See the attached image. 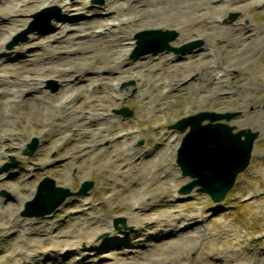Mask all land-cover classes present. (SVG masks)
<instances>
[{"label": "bare ground", "instance_id": "bare-ground-1", "mask_svg": "<svg viewBox=\"0 0 264 264\" xmlns=\"http://www.w3.org/2000/svg\"><path fill=\"white\" fill-rule=\"evenodd\" d=\"M51 5L62 10L60 17L50 23ZM38 7L48 28L29 37L28 43L4 50V42L30 20L21 15ZM231 7L239 12L264 9V0H104L100 16L96 15V7L80 1L0 0V163L11 155L26 161L20 154L25 148V143L19 144L21 138L38 137L45 143L41 152L47 148L58 151L78 141L79 145L67 151L59 168L71 169L78 164L82 168L78 170L89 176L104 173L107 179H113L115 187L119 183L116 179H128L125 185L119 183L118 190L112 191L109 184L102 186L106 192L102 201L108 213L95 214L91 197L77 198L72 203L76 215L66 216L61 222L58 217L49 221L53 214L17 218L22 205L36 193L35 185L22 187L18 180L35 175V168L22 167L15 186L3 181L1 175L0 188L11 190L12 197L7 202L0 199V264H77V258L79 264H192L191 254L208 235L201 216L205 207L198 208L199 214L175 213L172 199L164 202L169 198L164 193L169 171L162 177L158 175L166 159L173 161L179 136L162 131V141L154 152L136 148L133 141L140 130L118 134L114 129L118 120L108 112L119 105L117 87L121 78L135 79L137 73L149 79L148 83L136 79L139 99L148 113H155L167 103L169 93L179 88L187 90L194 102L211 99L221 106L235 96L228 91L223 94L229 97L221 96V91L225 84L231 86L229 72L236 66L241 82L237 84V102L241 89L253 94L264 88V61L258 65L254 60L255 55L264 56V24L220 25L221 16ZM92 26H98L93 35L89 33ZM135 26L156 33L157 44L169 31L165 28L171 26L179 31L173 30L176 45L192 35L213 41L215 46L225 44V65L208 62L212 51L207 47L180 58L171 53L144 55L132 63L128 55L135 41L145 37H138L140 33L136 32L134 41L125 46ZM64 50L66 57H60ZM20 52L26 55L22 57ZM215 67H222V72H209ZM242 67H251V72L243 73ZM192 70L200 72L195 82L187 75ZM47 78L59 82L58 92L42 88ZM153 78L163 81L155 84L150 81ZM15 125L22 129L15 131ZM26 128L30 131L25 133L22 130ZM101 141L108 144L102 145ZM256 155L264 156V150ZM47 160L44 158V162ZM69 172L59 179L64 184L72 179ZM250 196L253 198L254 193ZM116 209L123 210L120 215L133 227L127 238L120 231H110V214ZM152 209L156 211L149 216ZM103 231L110 235L96 240ZM104 249L109 250L108 254ZM75 253L80 255L72 257ZM251 264H264V260Z\"/></svg>", "mask_w": 264, "mask_h": 264}, {"label": "rangeland", "instance_id": "rangeland-1", "mask_svg": "<svg viewBox=\"0 0 264 264\" xmlns=\"http://www.w3.org/2000/svg\"><path fill=\"white\" fill-rule=\"evenodd\" d=\"M65 1L67 3L80 1L82 3H86L88 6L96 7V15L100 16L103 13L102 8L104 6V0ZM50 8L52 9L51 13L53 15L55 14L56 9L58 11L57 14L54 15L57 18L52 20L55 21L60 17L62 9L58 5H51ZM41 9L42 8L38 7L33 10L32 13H26L24 16L21 15V18L25 19L28 17L27 19H30L28 23H30V16ZM231 15H235V19L230 22L229 18ZM221 17L222 18L220 19V25L222 26H230L232 24L242 22L243 24H252V26L255 27L256 24H264V9L254 7L250 11L239 12L234 10V7H231L229 11ZM44 19L45 18L41 16L39 19L32 23V33L27 37V40L23 44L28 43L29 37L36 34L39 35V31L37 28L41 23L44 22ZM0 22H2L1 19ZM28 26L29 25L27 24L24 28L26 29ZM24 28H22V31ZM95 29H98V26H92V28L89 30V33L93 35L95 31H98ZM165 29L178 31L176 30V27L172 26ZM138 31H140L139 26H135L129 31L130 36L126 37L124 42L126 44L125 46H129V44L134 41L132 40V37ZM176 37L177 36H175V39ZM12 39L13 38H10L8 41L4 42V50L12 51L14 48L22 45L19 44L13 47H8V45L12 42ZM175 39L169 43L172 48L177 47L178 49H181L191 42H200L201 45L199 47H196L195 50H200L203 47H207L208 50L212 51V58H210L208 62L213 64L219 62L220 65H225L226 53L223 49V46H225V44L215 46L213 41L206 42L204 39L202 40L195 35L185 38L181 42V44L178 45L175 44ZM131 52L129 53L128 58L130 62L134 63L137 59H130ZM167 52H164V54H168ZM169 53L175 55L173 51H169ZM22 54L24 55L26 53H21V55ZM181 54L182 52H180V54H176L177 58L185 56ZM59 56L66 57L65 50L64 52L62 51V53H59ZM254 60L258 63V65H260V62L264 61V56L255 55ZM176 61V63H180L178 59ZM89 64L90 67H93L94 61H91ZM196 64L197 63H195V65ZM207 69L209 70V68ZM242 70L243 73L248 74L251 72V67H242ZM209 72H211L212 74L222 72V67H215ZM237 73V66L230 70V79L228 81L231 83V86L230 84H225L221 91V96H230L229 94L224 95L223 92L225 91H228L227 93H234L235 96L233 98L226 97V103L222 104L221 106L220 104H214L213 100L211 99H206L198 103L194 102L188 96L187 90H181L179 88L169 93V95L167 96V103H165L155 113H148L145 106L142 105L143 103L139 99L140 97L136 88V84H138L139 81L148 83L149 79L147 77L140 76L137 73L135 74V79L121 78L117 87L118 92L121 95V98L118 101L119 105L117 108H112L108 112L118 120V123L114 125V129L118 134L139 129L140 133L133 141V146L144 150L151 149L152 152L158 149L157 143L162 141L160 137V133L162 131H171L173 132V135L179 136V145L186 131L184 130L183 132H178L177 130L170 129L169 127L173 126L181 118L193 116L194 114L199 112L237 113V116L232 118L229 123H227L235 127L234 132L249 129L253 132L258 133V137L253 144V150L247 168L242 173L237 175L233 187L224 197L223 201L219 203H213L208 195L197 193L195 189L188 194L180 193V189L186 187V185L192 179L183 176L179 168L175 164L177 149L175 151V157L173 161L170 162L168 159H166V161L164 162V164L166 163V165H163V167L160 169L158 175L161 177L165 174L166 171H169V174L166 178V191L163 190L166 196L169 198L164 199V202L172 199L171 204L175 207V213H179L176 211H181L183 212V215H187L190 213L199 214L198 208L200 206L205 207V210L201 214V216L203 217V220L206 221L208 235L206 236L205 240L198 246L197 251L191 254L192 264H251L252 261L257 259L262 261L264 260V258L262 257V255L264 254V156L259 157L256 155V153L264 150V88L258 90L253 94H246L241 89V93L238 97L237 102V84H241V82L238 81L240 80V77ZM199 74L200 72L192 70L187 75H191L189 80L195 78L194 80H192L193 82H195L196 77ZM136 79L139 81H137ZM150 81H154L155 84H158L159 82L161 83L163 81V78H153L150 79ZM47 83L50 84L48 88L55 89L54 93L58 92L59 82L57 80L47 78L43 81L42 88L51 92V89L48 90L46 87ZM145 88L146 87H144L143 89ZM85 95L88 96L89 94L87 93ZM88 98L90 99V97ZM85 99H87V97H85ZM122 108H127V110L131 111L130 117L126 118L121 114H116V111H119ZM222 122L225 123L224 120H222ZM19 129H22V127L16 125L14 126L15 131H19ZM22 131L26 133L30 130L29 128H26V130ZM32 138L34 137H31L29 139L25 137L19 140V144L25 143L24 150L20 152L21 156L25 158V162L21 161L17 156L15 157L11 155L7 158V161L0 163L1 168L5 163L11 162L9 160L11 157L17 164L16 167L10 169L8 172L0 173V177L4 174L2 176L3 181L8 180L12 186H15L16 182L14 180L16 179L17 174H19V172L22 171V167L25 168L26 165L35 168V175L30 174L31 176L28 175V177L23 178L22 180L19 179L18 181H21L22 187L35 185L36 188L43 178L49 177L54 180L56 187H63L65 189H69L72 193H74L79 189L80 185L84 181H91L92 187L85 195L71 196L67 198L61 204V206L52 213L54 218H49V221H54L58 217L62 222L66 216L76 215L73 213L76 212L75 209L77 208H75V205L72 203L75 199H83V197H91V199H93V211L95 214L108 213L109 208L107 205H103L102 201L103 195L106 194L102 186L109 184V187L112 189V191L113 189L118 190L120 189L119 183L125 185L128 182V179L122 178V181L116 179V181H118L119 183L117 184V187H115L113 179H107L109 177H105L104 173L98 175L96 174V172H94L91 174V176H89L85 172L83 173L84 170L82 172L78 170L81 168L80 166H78V164L76 167H73L71 169L59 168L58 164H61L63 162V157L65 156L67 151L75 145H79L78 141H76L77 143L71 142L70 145H65L63 148L60 147V150L58 151L47 148L46 150L43 149L44 151L41 152L42 145H45V143L39 140L38 137H36L37 148L31 155H28L24 153V151L26 150V145L30 143ZM108 140L111 141L112 139L109 138ZM130 141L131 140H129V142ZM101 144H108V142L101 141ZM112 144H114V139ZM163 148L164 146L162 147V149ZM44 158H47L48 160L44 162ZM41 163H43V165ZM67 170H70L69 176L72 177V179L64 184L59 179ZM83 174H86L84 179L80 178L81 176H83ZM10 191L11 190H8L6 188H0V199L6 200V202L7 200H10L9 198L12 197L10 196ZM252 193H254L253 198H251L252 196H250L252 195ZM34 195L27 201L32 200L35 197ZM175 196L178 197L172 198ZM24 205H22V207L20 208V211L17 214V218H26L22 216ZM122 211V209H116L111 212L109 218L110 231H120L122 232V236L124 238H127L126 234H128L133 227L128 225L124 217V223H118L116 227L113 225L115 218H122V216L120 215ZM155 211L156 209H152V211L149 213V216L154 214ZM109 235L110 232L108 231L100 232L97 235L96 240L106 238ZM249 248H252V250H249ZM103 252L108 254L109 250L104 249ZM79 255L80 254L75 253V255H73L72 257H78ZM259 256H261V258ZM107 261L111 260L107 259Z\"/></svg>", "mask_w": 264, "mask_h": 264}, {"label": "water", "instance_id": "water-1", "mask_svg": "<svg viewBox=\"0 0 264 264\" xmlns=\"http://www.w3.org/2000/svg\"><path fill=\"white\" fill-rule=\"evenodd\" d=\"M234 18L235 15H232L231 20ZM154 34L145 31L138 35V37L140 35L145 37L143 41L138 42L133 56L160 48L169 49L167 42L175 37V33L170 31L162 35L165 37L161 44H150L145 47V43L154 41L159 37L156 36V33ZM200 44V42H191L187 46L175 50V52H189ZM120 112L126 117L131 114L125 109ZM236 116L237 113L203 112L176 123L174 127L181 131L189 127V132L183 138L178 149L176 162L182 175L193 179L180 190L181 193H189L194 187L198 186L197 192L209 195L213 202H220L233 186L236 176L248 166L253 143L258 133L250 130H240L233 133V127L219 122L215 123L223 119L229 121ZM205 120H208V123L202 125ZM36 145L35 140L28 145L29 155L32 154ZM14 166L15 163L7 165L2 168V171H7ZM91 187V182H84L75 194H85ZM71 195L72 193L67 189L55 187L52 180L45 178L39 184L34 199L26 204L22 215L40 217L50 214ZM117 222H121V220H115V223Z\"/></svg>", "mask_w": 264, "mask_h": 264}]
</instances>
